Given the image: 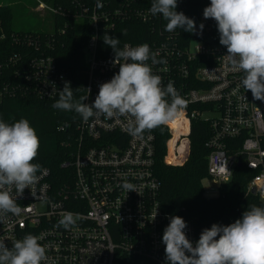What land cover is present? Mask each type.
<instances>
[{
    "label": "built area",
    "instance_id": "2783aa9c",
    "mask_svg": "<svg viewBox=\"0 0 264 264\" xmlns=\"http://www.w3.org/2000/svg\"><path fill=\"white\" fill-rule=\"evenodd\" d=\"M152 2L78 3L75 23L86 24L90 30L85 46L89 78L84 102L92 104L99 86L119 71V66L111 63L114 56H99L101 32L135 19L146 24L151 37L138 43L125 42L121 49L126 44L136 47L147 43L157 60L166 61L153 64L149 59L153 73L162 78L163 87L173 81L186 101L182 115L165 125L171 133L168 155L179 157L186 144L185 161L190 152L192 122H209L207 177L219 184L218 196L236 170L245 167L252 173L249 193L255 189V195L264 201V101L255 100L242 87L243 73L232 69L226 47L213 39L215 20L203 17L202 35L194 34L196 39L187 40L179 29L171 33L164 30L167 21L160 14L150 13ZM37 7V11L56 13L43 0H38ZM25 81L27 90L44 99L59 96L65 82H70L52 55L33 59ZM127 123L125 117H93L87 123L81 118L76 150L71 160L62 164L67 169L59 176L62 182L56 186L51 170L43 168L36 174L39 179L34 195L25 189L18 196L13 187L11 195L21 213L0 217V241L12 249L14 242L26 235L37 236L46 250L47 260L42 264H125L127 258H136L140 264H166L163 232L169 218L179 215L161 204V181L155 171L156 136L149 131L132 136L126 131ZM124 182L133 184L138 193H127L122 188ZM204 196L210 198L205 192ZM64 212L79 214L76 224L68 230L56 227ZM180 217L187 224V237L195 244L202 231L193 219Z\"/></svg>",
    "mask_w": 264,
    "mask_h": 264
},
{
    "label": "clouds",
    "instance_id": "9594fccd",
    "mask_svg": "<svg viewBox=\"0 0 264 264\" xmlns=\"http://www.w3.org/2000/svg\"><path fill=\"white\" fill-rule=\"evenodd\" d=\"M176 9L177 0H153L149 11L153 16L162 15L167 21L166 32L177 29L194 32V19ZM203 17L215 20L219 43L226 47L232 69L243 73L242 87L250 91L255 100L264 101V0H210ZM203 28L201 23V31ZM103 42L113 50L111 63L119 66L118 73L99 86L92 104L84 102L87 96L75 100L70 82H65L53 108L75 111L85 123L93 117H125L126 131L132 136L167 125L182 115L186 101L173 81L163 87L162 78L153 73L147 63L149 59L153 64L166 61L157 60V54L150 51L147 43L136 47L126 44L120 49L119 39L108 35L107 31ZM39 147L37 132L27 119L11 124L0 120V217L21 213L11 195L13 187L18 196H22L25 189L34 195L39 179L36 174L41 166L33 161ZM122 188L127 193L136 191L129 182H124ZM77 219L79 214L64 212L56 227L68 230ZM169 219L162 236L166 264H264V207L253 205L240 219L226 226L212 224L201 232L195 244L185 233L187 224L182 217ZM38 239L28 234L15 241L12 249L0 241V264H42L47 256Z\"/></svg>",
    "mask_w": 264,
    "mask_h": 264
},
{
    "label": "trees",
    "instance_id": "16d2710c",
    "mask_svg": "<svg viewBox=\"0 0 264 264\" xmlns=\"http://www.w3.org/2000/svg\"><path fill=\"white\" fill-rule=\"evenodd\" d=\"M44 1L56 10L52 14L54 28L51 31L14 29L13 6L0 3V120L11 124L25 118L30 122L40 140L38 156L33 163L39 164L41 169L49 168L57 186L62 182L59 176L67 170L62 164L71 160L76 150L80 137L77 127L81 116L75 111L53 108L59 96L44 99L27 90L25 73L33 59L52 55L66 71L74 99L79 100L85 96L89 78L85 46L90 30L86 24L77 25L74 16L79 11L78 3L92 4L97 0ZM113 1L119 5L121 0ZM209 4L210 0H177L176 10L184 11L198 26L203 19V10ZM179 31L187 40L196 39L194 32L189 33L183 29ZM104 34L105 31L100 34L99 56H114L111 47L103 42ZM107 34L119 39L120 49L125 42L138 43L151 37L148 26L136 19L118 24ZM213 34V39L219 42L217 28ZM149 132L156 136L155 171L161 181V204L167 211L193 219L196 227L203 231L214 223L226 226L235 222L253 205L264 207V201L247 189L252 173L245 167L236 170L232 181L221 187L219 196H204L202 182L208 176L210 154L207 146L211 135L209 122H192L189 133L190 152L185 161L182 160L186 154V144H183L179 157L175 158L172 153L168 155L171 133L167 126L162 125ZM125 264L140 262L136 258H127Z\"/></svg>",
    "mask_w": 264,
    "mask_h": 264
},
{
    "label": "rangeland",
    "instance_id": "374dc122",
    "mask_svg": "<svg viewBox=\"0 0 264 264\" xmlns=\"http://www.w3.org/2000/svg\"><path fill=\"white\" fill-rule=\"evenodd\" d=\"M0 3L11 4L13 6V28L16 30L51 31L54 28L53 13L46 10L37 11L39 10L37 9L38 0H0ZM202 186L207 197L213 198L218 196L219 184L212 178L207 177L204 179Z\"/></svg>",
    "mask_w": 264,
    "mask_h": 264
},
{
    "label": "water",
    "instance_id": "95a60500",
    "mask_svg": "<svg viewBox=\"0 0 264 264\" xmlns=\"http://www.w3.org/2000/svg\"><path fill=\"white\" fill-rule=\"evenodd\" d=\"M203 25L205 26V24H203ZM202 31H203V30H202ZM202 31H201V29H200V25H198V26H196V29H195V31H194V34H195L196 36H201V35H202ZM252 193H253V194L256 193L255 189H253Z\"/></svg>",
    "mask_w": 264,
    "mask_h": 264
}]
</instances>
